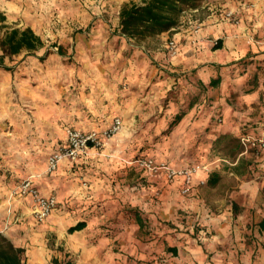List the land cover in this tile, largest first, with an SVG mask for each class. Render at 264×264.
Masks as SVG:
<instances>
[{"label": "crops", "instance_id": "0c3cea01", "mask_svg": "<svg viewBox=\"0 0 264 264\" xmlns=\"http://www.w3.org/2000/svg\"><path fill=\"white\" fill-rule=\"evenodd\" d=\"M3 5L0 0L1 22ZM233 9L236 22L224 10L207 15L197 32H175L184 42L181 51L190 49L176 56L175 70L193 71L206 86L198 114L208 125L218 107L216 137L264 132V0L254 6L238 1ZM217 77L220 83L210 86ZM126 116L124 129L104 146L89 147L74 162L63 159L54 172L47 159L32 167L28 176L59 202L45 224L36 223L29 198L0 185V233L25 249V264H59L63 258L75 264H264V153L239 146L237 160L219 158L216 169L197 176L207 180L205 191L198 186L185 198L178 182L139 168L142 156L121 152L122 135L130 134ZM183 212L191 217L187 233L178 220ZM82 221V229L69 232Z\"/></svg>", "mask_w": 264, "mask_h": 264}, {"label": "rangeland", "instance_id": "374dc122", "mask_svg": "<svg viewBox=\"0 0 264 264\" xmlns=\"http://www.w3.org/2000/svg\"><path fill=\"white\" fill-rule=\"evenodd\" d=\"M121 1L3 0L0 42L12 27L30 25L46 44L34 54L7 56L9 69L0 67V185L13 192L31 176L34 165L66 142L67 127L104 131L115 117L124 123L123 112L128 113L130 134L124 131L121 152L131 158L202 164L209 172L222 163L219 158L238 159L240 136H214L213 128L222 122L218 107L207 125L204 114H198L204 86L175 70L176 56L190 49L181 51L184 42L178 41L179 51L173 55L168 43L179 29L195 32L212 12L231 11L236 22L234 5L242 1L254 6L255 0H202L199 9L183 14L174 32L142 42L117 32ZM192 109V117L173 123L178 113L187 115ZM207 184L199 189L205 191ZM190 219L186 212L178 219L182 232H189ZM71 260L63 258L59 264H75Z\"/></svg>", "mask_w": 264, "mask_h": 264}, {"label": "trees", "instance_id": "16d2710c", "mask_svg": "<svg viewBox=\"0 0 264 264\" xmlns=\"http://www.w3.org/2000/svg\"><path fill=\"white\" fill-rule=\"evenodd\" d=\"M202 0H142V2L129 1L122 4L119 11V25L117 32L126 39H134L138 42L147 41L163 33L174 32L181 24L183 14L188 10H197L201 7ZM4 16L0 15V20ZM0 55V67L9 69L5 65V58L11 55L27 52L34 54L37 50L45 46V42L40 35L36 34L31 27H13L9 29L2 38ZM220 41L215 48H220ZM60 50V47H59ZM193 71H186L185 77L193 79L201 84V79H195ZM220 77L213 79L210 86L216 87L220 83ZM203 85V84H202ZM204 89H206V86ZM195 102L192 101L191 108ZM196 105V104H195ZM201 104L199 105V107ZM205 106V101H204ZM201 106L200 110L205 107ZM198 107V106H197ZM185 113L180 112L173 123L180 122ZM240 135V140L241 136ZM221 135L218 137V139ZM85 226V222H79L69 228V232L80 230ZM24 248L16 247L5 235L0 233V264H25Z\"/></svg>", "mask_w": 264, "mask_h": 264}, {"label": "built area", "instance_id": "2783aa9c", "mask_svg": "<svg viewBox=\"0 0 264 264\" xmlns=\"http://www.w3.org/2000/svg\"><path fill=\"white\" fill-rule=\"evenodd\" d=\"M226 17L232 18L233 12H227ZM199 27L196 29L198 31ZM171 54L175 55L179 51L178 41L173 38L168 43ZM122 127V119L115 117L112 125L104 131H83L74 127L66 128V142L56 151L52 152L48 158V169L54 172L58 169L59 163L63 159L76 161L89 147L100 148L111 139ZM243 147L257 150L264 153V132L256 135L245 133L241 136ZM139 168L147 171L153 177L164 176L169 182H178L180 192L183 195H192L195 189L207 182L205 178L197 181L200 172H209L206 165L192 164L186 166H173L168 161L156 160L153 157H142L136 160ZM13 195H20L29 198L32 202V212L37 222H45L58 207L56 195H45L35 185L32 177L23 179L13 190Z\"/></svg>", "mask_w": 264, "mask_h": 264}]
</instances>
